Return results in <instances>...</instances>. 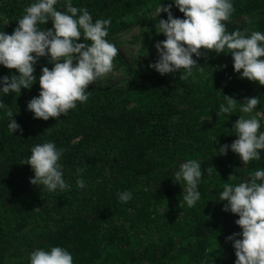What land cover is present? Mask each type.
Listing matches in <instances>:
<instances>
[{
	"label": "trees",
	"instance_id": "16d2710c",
	"mask_svg": "<svg viewBox=\"0 0 264 264\" xmlns=\"http://www.w3.org/2000/svg\"><path fill=\"white\" fill-rule=\"evenodd\" d=\"M29 3L0 0V16L6 21L0 31L11 34ZM160 3L167 6L171 0H72L73 6L87 9L93 21L111 19L106 39L114 44V35L129 20L153 28L151 13ZM233 7L225 22L228 32L264 33V0H233ZM57 8L64 10L62 0ZM171 10L174 17L183 18L175 6ZM39 27L52 25L49 21ZM78 42L85 41L81 37ZM113 63L128 76L126 86L88 88V101L58 119H33L26 109L40 91L41 68L53 67L47 57L34 65L37 83L31 89L0 98L7 106L0 110V264H28L33 250L53 246L67 249L74 264H234L232 242L226 237L241 229L234 223L238 216L223 211L219 193L225 183L246 181L264 168V153L261 161L247 164L230 150L218 155L219 146L237 139L233 125L239 116L248 115L239 105L228 116L220 114L219 107L226 103L224 96L238 103L259 98L254 111H259L256 118L264 131V86L241 78L231 56L223 53L200 57L202 71L194 68L188 79L132 66L119 50ZM9 74L17 73L0 66V76ZM9 110L22 131L9 132ZM49 141L63 149L60 163L70 185L65 196L48 195L31 185L34 173L22 164L35 144ZM189 159L200 162L204 173L198 187L201 199L193 208L182 202L184 183L174 181L179 165ZM77 168L82 169L85 189L76 187ZM124 191L132 193L126 203L118 198ZM76 199L82 200V209L66 215L62 207ZM162 203L168 210L158 215ZM38 208L43 213L35 215ZM52 210L60 212L58 219L48 215ZM127 216L137 228L155 224L157 240L134 242L112 223Z\"/></svg>",
	"mask_w": 264,
	"mask_h": 264
},
{
	"label": "clouds",
	"instance_id": "9594fccd",
	"mask_svg": "<svg viewBox=\"0 0 264 264\" xmlns=\"http://www.w3.org/2000/svg\"><path fill=\"white\" fill-rule=\"evenodd\" d=\"M60 2L33 0L24 9V15L17 20V27L11 34L0 31V66L17 73L0 76V98L10 93L20 95L21 89H31L34 82L37 83L33 75L34 65L41 57H47L48 63L53 65L51 69L41 68L38 96L26 105L33 119L43 121L66 116L78 104L86 103L89 99L86 89L113 71V62L118 54L116 45L106 39L110 18L93 21L87 9L73 6L72 0H62L64 10L61 11L57 8ZM173 6L183 14V18L173 16ZM233 11V0H171L167 6L160 3L156 17L163 12L167 18L159 19L155 30L165 39L155 43L158 58L147 67L161 76L179 73L180 79H188L194 68L202 71L197 64L200 57L208 52L223 53L231 56L233 70L241 78L264 86V33H249L248 29L228 32L225 22ZM49 21L51 29L39 27ZM81 37L85 42H78ZM224 97L226 103L219 107L220 114L231 115L239 105V111L248 115L239 116L233 125L237 139L230 145L219 146L218 155H226L230 150L244 164L261 161L264 131L260 130L261 123L256 118L260 113L254 111L261 103L260 99L254 96L238 103ZM6 108L0 100V110ZM6 116L9 132L22 131L13 119L12 111H6ZM62 153L63 149L53 142L35 144L30 156L22 163L29 165L34 173L30 184L49 193L67 190L70 185L63 178ZM211 169L207 168L206 172ZM81 173L82 169L77 168L76 187L85 189L86 182ZM203 174L201 163L194 159L182 162L174 173V181H182L185 185L182 202L188 208L195 207L201 199L198 187ZM229 179L235 177L230 176ZM118 198L126 203L132 198V193L120 192ZM219 200L225 202L223 211L238 216L234 223L241 231L226 237L232 242L236 258L234 264H264V168H257L246 181L225 183ZM28 264H74V261L67 249L53 246L48 250H33ZM201 264L205 261L202 260Z\"/></svg>",
	"mask_w": 264,
	"mask_h": 264
},
{
	"label": "rangeland",
	"instance_id": "374dc122",
	"mask_svg": "<svg viewBox=\"0 0 264 264\" xmlns=\"http://www.w3.org/2000/svg\"><path fill=\"white\" fill-rule=\"evenodd\" d=\"M8 1V0H7ZM13 2L22 3L24 0H9ZM33 2L30 0L29 5ZM152 19H154L155 24L158 23L159 19H164L166 14L161 12L158 17H156V11L151 13ZM156 18V19H155ZM6 21L3 20L0 16V25H5ZM150 25H139L133 22V20H129L128 26H126L121 31L117 32L112 41L115 42L117 49L123 56V58L132 66L148 68L149 63H153L157 60V52L154 47L155 43L158 41H163L165 39L163 34H157L154 27H148ZM143 34V35H142ZM138 35H141L139 38H136ZM75 63V62H74ZM129 78L128 76L118 68L113 63V71L107 75L104 79L98 80L93 84H90L88 88H99L101 90H112L119 89L126 86ZM87 88V89H88ZM48 195L55 196H65L64 191H56L53 193H49ZM63 203V200L61 201ZM52 207V205H51ZM83 207V202L81 199L71 200V205L63 206L62 210L68 216L74 215L76 212L81 210ZM168 210V207L163 203L158 206L156 209V213L158 215L164 214ZM40 208L36 209L35 215L42 214ZM60 212L58 210L51 211L48 213L50 217L53 219H58ZM37 220V219H36ZM39 222H42L41 219H38ZM116 226H118L121 230H125L127 234L133 236V241L137 243L147 244L150 241H156L157 236L160 232L156 229L155 224H151L149 226H140L134 227L135 225L133 219L130 216L127 218H114L113 222ZM158 231V232H157Z\"/></svg>",
	"mask_w": 264,
	"mask_h": 264
}]
</instances>
